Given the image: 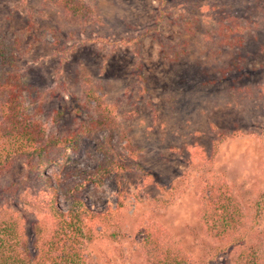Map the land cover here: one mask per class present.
Listing matches in <instances>:
<instances>
[{
	"label": "rangeland",
	"instance_id": "374dc122",
	"mask_svg": "<svg viewBox=\"0 0 264 264\" xmlns=\"http://www.w3.org/2000/svg\"><path fill=\"white\" fill-rule=\"evenodd\" d=\"M83 1L90 10L77 21L50 0H0V48L18 59L25 105L49 135L67 136L101 114L98 102L85 106V86L114 122L80 137L65 158L56 152L46 170L64 184L86 183L84 203L112 215L109 231L119 237L95 234L85 243L88 264H144L140 244L152 224L166 229L192 264H234L250 245L264 255V203L263 218L231 240L214 238L200 219L211 183L227 187L229 201L251 216L264 196V0H201V8L171 11L150 34L159 0ZM212 4H224L228 15L215 14ZM184 13L198 15L190 32L179 24ZM135 38L139 46L125 43ZM162 38L184 54L163 58ZM107 140L126 170L97 184L90 180L104 160L98 145ZM16 172L14 179L25 176L21 163ZM29 186L37 191L40 184ZM6 202L25 218L32 241L34 222L47 221L27 205L26 191ZM95 224L102 232L108 223Z\"/></svg>",
	"mask_w": 264,
	"mask_h": 264
},
{
	"label": "trees",
	"instance_id": "16d2710c",
	"mask_svg": "<svg viewBox=\"0 0 264 264\" xmlns=\"http://www.w3.org/2000/svg\"><path fill=\"white\" fill-rule=\"evenodd\" d=\"M50 1L64 17L72 20L82 21L90 10L83 0ZM159 4L156 23L148 31L149 34L158 31L160 25L172 14L171 11H191L202 7L201 0H159ZM211 8L215 14L228 15L224 4H212ZM197 16L196 13H184L179 17L180 21L178 19L179 24L190 32ZM125 43H136L137 47L140 38ZM160 46L161 56L165 59L175 60L184 54L178 46H173L164 38ZM22 78L18 59L13 56L12 50L0 48V264H88L85 243L95 239V234L101 239L117 240L119 237L117 232L109 231L112 215L95 212L84 203L80 193L86 183L64 184L57 174H47L46 170L56 162V152H61L65 158L69 151L67 149L74 148L73 144L80 137L92 138L95 131L111 128L114 122H106L104 113L107 105L96 91L85 86V106L90 108V103L96 101L101 114L89 125H80L77 131L67 136L49 135L43 125L34 120L25 105L26 85ZM140 78L145 81L143 74ZM77 111L81 112L79 108ZM111 148V140L99 143L98 149L103 151L104 160L99 162L90 181L101 184L107 175L116 173L120 177L125 172L126 167L122 162L117 164ZM118 155L119 158L124 157L123 154ZM19 163L24 167L25 176L14 179ZM146 177L153 178L154 175L148 174ZM29 182L39 183V189L29 190ZM210 185L212 194L207 196L209 190L206 188L202 195L200 219L214 238L220 241L231 240L239 233V229L247 227L248 223L254 226L256 219L263 218L264 196L257 200L256 213L251 216L250 212L246 214L229 201L225 193L227 187L215 183ZM22 191H26L29 199L27 205L36 214L43 215L40 221H47L43 226L34 222L32 241L27 236L25 218L6 202L10 197L20 198ZM63 201L66 208L60 205ZM159 201L164 207L171 203L165 199ZM103 220L108 223L104 231H94L95 223ZM169 236L167 230L157 224L143 229L140 251L144 264H192L177 242L170 240ZM234 264H264L263 251L250 245L236 256Z\"/></svg>",
	"mask_w": 264,
	"mask_h": 264
}]
</instances>
